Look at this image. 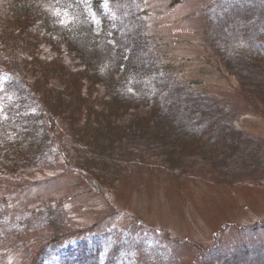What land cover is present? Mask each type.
I'll return each mask as SVG.
<instances>
[{"label":"rangeland","instance_id":"1","mask_svg":"<svg viewBox=\"0 0 264 264\" xmlns=\"http://www.w3.org/2000/svg\"><path fill=\"white\" fill-rule=\"evenodd\" d=\"M73 1L41 0L57 36L34 54L99 71L116 106L91 96L53 132L15 94L42 69L0 55V264H264V0ZM132 38L151 69L121 78ZM105 119L116 139L94 134Z\"/></svg>","mask_w":264,"mask_h":264},{"label":"trees","instance_id":"2","mask_svg":"<svg viewBox=\"0 0 264 264\" xmlns=\"http://www.w3.org/2000/svg\"><path fill=\"white\" fill-rule=\"evenodd\" d=\"M73 3V0H70ZM257 6H250L247 9V14L254 15L257 18L259 15L263 14L261 11H256ZM258 10V8H257ZM243 11H241V14ZM45 17V11L43 8V3L41 0H0V55L2 58L6 57L10 64L17 63L20 54L26 53L24 58L27 61V56H30L28 64L32 65L33 68L40 67L42 70L40 74L34 78L33 81L29 83L26 82L27 77L23 76L22 82H20V88L16 90V97L20 102H25L34 100L36 104L42 107L51 116L48 117V127L51 131L55 132L58 126L65 128L66 130H76L77 126L81 121L82 113H90L94 107V102H91V96L94 99H98L102 106V112L105 114L112 113L113 108L116 106V101H106L102 98L95 97L92 94L93 88L97 81H100V72L92 69L91 67H83L78 69H69L61 61V59H53L51 61H43L38 59L34 54V50L37 47L35 39L47 41L54 36H57L53 31H48L43 29L41 26H37V22ZM143 22V21H142ZM144 24V22H143ZM146 28V26L144 25ZM19 29H32L35 30L33 37L27 38L22 41L19 37ZM16 34L10 37V34ZM41 35V37H39ZM73 37V38H72ZM78 39V36L74 32L66 31V36L58 38L62 45L68 49H76L74 40ZM128 37H126V40ZM133 39L132 47L129 48L130 52L127 55V59L124 56L121 58L120 62L117 64V74L121 78L129 76H139L143 73H148V69H151L148 65H145V55L141 59L137 58L136 49L141 46V43L148 42V38L145 36L139 37V42L135 38ZM88 40V39H87ZM22 43V44H21ZM84 46H87V42H83ZM123 43L118 46V51L123 52ZM129 47V46H128ZM139 62V63H138ZM153 64V63H152ZM3 65V64H0ZM122 66V68H120ZM155 68V64L151 65ZM64 70H66L64 72ZM151 71V70H150ZM149 71V72H150ZM57 77L58 79L65 78L60 85H53L51 78ZM54 114V116L52 114ZM107 117V116H106ZM106 120V121H105ZM99 121L103 126L107 125V132H102V130L93 128L94 134L96 136H103L105 138L113 140L116 139V130L110 127L107 119ZM84 125L89 124L88 119H84ZM111 129V131H110ZM88 127L85 131L78 134L74 133V137L79 140L84 138V133H88ZM109 131L111 135L109 134ZM107 136V137H106ZM71 136V139H74ZM75 139V140H76ZM99 145V144H98ZM62 152H60L61 154ZM102 154L101 152H97Z\"/></svg>","mask_w":264,"mask_h":264}]
</instances>
